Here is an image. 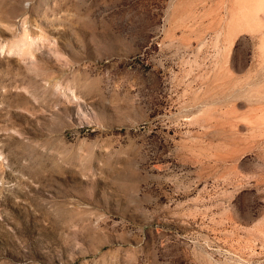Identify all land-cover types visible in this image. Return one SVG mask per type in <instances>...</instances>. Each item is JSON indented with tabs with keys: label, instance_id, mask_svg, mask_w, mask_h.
Returning <instances> with one entry per match:
<instances>
[{
	"label": "rangeland",
	"instance_id": "1",
	"mask_svg": "<svg viewBox=\"0 0 264 264\" xmlns=\"http://www.w3.org/2000/svg\"><path fill=\"white\" fill-rule=\"evenodd\" d=\"M0 264H264V0H0Z\"/></svg>",
	"mask_w": 264,
	"mask_h": 264
}]
</instances>
